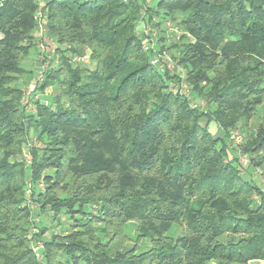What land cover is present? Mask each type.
Instances as JSON below:
<instances>
[{"label": "trees", "instance_id": "obj_1", "mask_svg": "<svg viewBox=\"0 0 264 264\" xmlns=\"http://www.w3.org/2000/svg\"><path fill=\"white\" fill-rule=\"evenodd\" d=\"M37 1L0 6V264L263 263L264 181L242 171L264 168V121L248 129L264 105V0H156L145 12L141 0H48L42 22L58 63L38 90L59 93L28 114L16 84L36 45ZM140 21H170L189 35L166 49L204 111L151 66ZM83 55L91 69L72 62ZM239 129L248 167L227 144ZM30 135L37 145L28 164ZM29 178L44 183L30 196L35 210L26 204ZM34 213L61 227V216L69 220L46 238L35 223L41 260L28 239ZM144 242L150 247L138 252Z\"/></svg>", "mask_w": 264, "mask_h": 264}, {"label": "built area", "instance_id": "obj_2", "mask_svg": "<svg viewBox=\"0 0 264 264\" xmlns=\"http://www.w3.org/2000/svg\"><path fill=\"white\" fill-rule=\"evenodd\" d=\"M48 0H38L37 1V9L34 14V19L37 23L36 25V39L35 43L38 47V62L39 67L35 70V73L32 77L31 83H27L25 90H23L22 100H21V108L28 114H34L36 109V102L42 103L44 106L49 105V97H51L52 87H47L43 91L38 90L39 85H41L46 76V72L51 70L58 63L57 57L54 58L53 54L48 50L46 46L47 30L43 25L42 19L45 15L43 10L45 3ZM142 1V11L145 12L146 6L150 3L151 0H141ZM4 0H0V6L2 5ZM158 23V21H155ZM152 24L146 23L145 21H140L137 23V36L141 41V46L144 51H147L151 54L150 64L157 71H163L171 75L174 79L169 86V91L173 94H178L179 96L187 99L189 101V105H191L194 109L205 110V102L200 101L196 102L193 98L192 87L189 86L185 81V71L178 65V54L173 51V53H167L166 47L168 45L174 44L179 41L182 36L189 35L183 31H181L175 23L166 21L163 23L165 27H167L165 31L164 41H160L159 39V28L151 26ZM2 35L0 33V39ZM88 55L83 56H75L72 58V62L75 64H82L86 61ZM232 143L229 146V149L233 150L236 157L238 158L239 165L246 167L249 163L247 156H245L241 149L240 145L242 144V137L234 132L232 134ZM37 145V141L33 135L28 137L23 149L22 156L25 162L29 164L30 161V149ZM34 189L39 191L44 190V183L42 180H39L37 183H33L31 178L28 179L26 188H25V197L26 204L31 209L35 210V205L31 202L30 196ZM255 200L258 198L255 196ZM34 224L31 225L30 230L28 232V239L32 242V251L36 257V259L41 260L42 255L40 254V250L42 248V243L34 240V234L37 233V229L35 227V223L39 222V217L37 213H34L33 218Z\"/></svg>", "mask_w": 264, "mask_h": 264}, {"label": "rangeland", "instance_id": "obj_3", "mask_svg": "<svg viewBox=\"0 0 264 264\" xmlns=\"http://www.w3.org/2000/svg\"><path fill=\"white\" fill-rule=\"evenodd\" d=\"M155 1L152 2V5L154 4ZM154 21H157V20H154ZM151 26H153V25H151ZM166 29H167V27H165L164 25H161V27L158 30L159 35L161 34L164 37ZM162 41H164V40H162ZM45 42H47L46 45H50V43H52V42H50L49 39H46ZM54 46H55V44L52 47L54 48ZM48 49L50 50V47ZM37 50H38L37 45H34L30 49L27 56L23 57L21 62H20V67L25 70V74H24V77L21 79V81L18 84H16V86L22 88V90H25L27 83H31L32 77L35 73V70H37L39 67V62L37 61L38 60ZM167 53H173V51L168 50ZM78 65H80L81 68H85V69H91L92 68V64L89 62L88 58L86 59L85 62H83L82 64H78ZM161 74H164V72H161ZM57 93H59V92L57 90H54V88H52L51 95H55ZM205 109H206V104H205ZM263 121H264V105L259 107L256 110L254 116L252 117L251 121L248 124V129L251 131L256 130L257 125ZM208 130L214 136H219V137L223 136L222 131L218 128V126L214 122H210V124L208 126ZM235 132H237L242 137V141H243L244 133L240 129L235 130ZM231 143H232L231 139H228V142H227L228 148H229V146H231ZM248 165H249V163H248ZM248 165H247V167H248ZM246 169L247 170L242 171V176L254 179V182L257 184H260V180L264 181V168L263 169L262 168L253 169L252 167H249ZM52 219H53L52 214H47L44 217H39V220H41L40 223L43 226L48 228V232L44 235L43 238L49 237L51 233H59V231L63 227H65L69 224V220H67V218L64 216H61L59 218L61 220L62 227H61V225L57 224L56 219H53V220ZM124 231H125L128 239H129V241H130L127 244V246L131 247L133 245V242H135V240H136V235H135L133 224H131V223L126 224L124 226ZM180 233H181V228H178L177 225H173L171 227L168 235L170 237H176ZM149 247H150V243L144 242V243L140 244V246L138 248V252L146 250ZM80 264H85V263H80ZM250 264H264V262L263 263L262 262H251Z\"/></svg>", "mask_w": 264, "mask_h": 264}, {"label": "crops", "instance_id": "obj_4", "mask_svg": "<svg viewBox=\"0 0 264 264\" xmlns=\"http://www.w3.org/2000/svg\"><path fill=\"white\" fill-rule=\"evenodd\" d=\"M153 1H155V0H151V1H150V3H149L148 5H150V6H151Z\"/></svg>", "mask_w": 264, "mask_h": 264}]
</instances>
